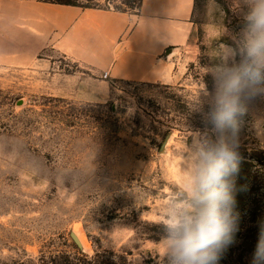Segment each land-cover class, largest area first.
Wrapping results in <instances>:
<instances>
[{
	"label": "rangeland",
	"instance_id": "374dc122",
	"mask_svg": "<svg viewBox=\"0 0 264 264\" xmlns=\"http://www.w3.org/2000/svg\"><path fill=\"white\" fill-rule=\"evenodd\" d=\"M259 3L196 0L177 81H114L100 102L49 92L58 70L86 72L58 54L0 67V264L64 263L77 250L80 264H171L165 221L205 155L224 144L237 155L225 177L234 224L217 264H252L264 234V79L245 77L231 123L214 116L245 66Z\"/></svg>",
	"mask_w": 264,
	"mask_h": 264
},
{
	"label": "crops",
	"instance_id": "0c3cea01",
	"mask_svg": "<svg viewBox=\"0 0 264 264\" xmlns=\"http://www.w3.org/2000/svg\"><path fill=\"white\" fill-rule=\"evenodd\" d=\"M195 1L140 0L137 11L120 12L0 0V67L26 68L42 53L54 63L51 54H58L86 72L58 70L49 92L87 102L102 101L114 81L174 83L175 56L195 26Z\"/></svg>",
	"mask_w": 264,
	"mask_h": 264
},
{
	"label": "clouds",
	"instance_id": "9594fccd",
	"mask_svg": "<svg viewBox=\"0 0 264 264\" xmlns=\"http://www.w3.org/2000/svg\"><path fill=\"white\" fill-rule=\"evenodd\" d=\"M251 32L245 66L232 74L217 100L215 122L231 123L240 109L245 77L264 79V0L249 15ZM237 155L227 144L205 155L200 167L185 182L187 200L174 207L165 221L168 236L164 252L171 264H217L231 242L233 196L225 177L236 171ZM252 264H264V234L253 253Z\"/></svg>",
	"mask_w": 264,
	"mask_h": 264
},
{
	"label": "trees",
	"instance_id": "16d2710c",
	"mask_svg": "<svg viewBox=\"0 0 264 264\" xmlns=\"http://www.w3.org/2000/svg\"><path fill=\"white\" fill-rule=\"evenodd\" d=\"M42 1L79 6L83 8L113 9L115 11H120V12L137 11L140 6V0H137V2H135L134 0H122L119 5H110L111 0H103L104 1L103 3H101L102 0H84V2H80L79 0H42ZM76 254H77L76 257L73 256L70 257V254L66 255L63 258L64 263L59 262L54 257L50 260L51 262L50 264H80V254L83 257H86V255L78 250L76 251Z\"/></svg>",
	"mask_w": 264,
	"mask_h": 264
},
{
	"label": "water",
	"instance_id": "95a60500",
	"mask_svg": "<svg viewBox=\"0 0 264 264\" xmlns=\"http://www.w3.org/2000/svg\"><path fill=\"white\" fill-rule=\"evenodd\" d=\"M71 237L74 240L75 244L79 247V243H78V240L76 239V237L72 234H71Z\"/></svg>",
	"mask_w": 264,
	"mask_h": 264
},
{
	"label": "built area",
	"instance_id": "2783aa9c",
	"mask_svg": "<svg viewBox=\"0 0 264 264\" xmlns=\"http://www.w3.org/2000/svg\"><path fill=\"white\" fill-rule=\"evenodd\" d=\"M106 76H107V73L104 72V73L102 74V77H103V78H106Z\"/></svg>",
	"mask_w": 264,
	"mask_h": 264
}]
</instances>
